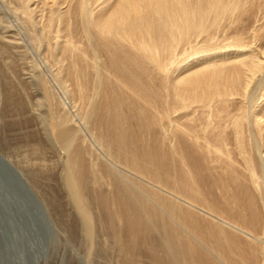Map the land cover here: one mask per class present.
I'll use <instances>...</instances> for the list:
<instances>
[{
    "label": "bare ground",
    "instance_id": "bare-ground-1",
    "mask_svg": "<svg viewBox=\"0 0 264 264\" xmlns=\"http://www.w3.org/2000/svg\"><path fill=\"white\" fill-rule=\"evenodd\" d=\"M18 1L33 25L32 1ZM68 1L61 11L47 4L41 29L55 40L47 57L66 62L57 78L64 72L83 121L132 176L90 164L67 116L42 88L86 235L95 232L94 204L118 264H264V94L258 101L250 95L253 84L264 89V0H106L96 10L90 0ZM219 32L233 48L229 54L216 51ZM187 56L194 63L184 64ZM206 184L218 198L205 193ZM163 190L236 224L248 239L219 223L203 225L195 209Z\"/></svg>",
    "mask_w": 264,
    "mask_h": 264
},
{
    "label": "rangeland",
    "instance_id": "rangeland-1",
    "mask_svg": "<svg viewBox=\"0 0 264 264\" xmlns=\"http://www.w3.org/2000/svg\"><path fill=\"white\" fill-rule=\"evenodd\" d=\"M31 1L32 6H34L32 7L34 8L32 13L33 25L26 23L17 10L19 7L18 0H0V154L19 171L49 222L50 241L45 256L39 260L38 264H118L119 254L116 244L100 228V221L98 220L103 219V215L94 204H92L91 209L95 216V232L91 239L85 233L84 223L65 184L66 152L55 144L48 127L47 108L44 103L42 88H47L57 113L67 116L69 124L71 123V127L77 132L79 141L83 143L90 164L103 163L118 175L132 176L125 167L115 163L100 146L96 139L97 130H94L93 125L83 121L80 115V101L76 96L66 92V89L71 88V83L66 80L64 72L60 76L61 79L57 78L60 64L65 66L66 62L57 64L55 60L47 57L48 44L53 45L55 43L52 38L53 35L47 37L41 29L48 15L47 4L54 1L53 9L61 11L70 8L72 3L68 0ZM105 1L90 0V8L96 10L100 6H105ZM41 15L43 16L41 17ZM221 34V32L218 33L219 50L216 51L229 54L233 48H227V41L224 38L226 35L222 36ZM75 35L74 40L80 41L81 35ZM16 42L18 43L16 44ZM58 56L56 55V57ZM220 59L222 57L215 60ZM194 60V58L188 57L183 63L191 65ZM262 78L263 74L261 73L256 77V81H260ZM259 85L260 83L258 85L253 84L251 87V98L256 99V101L264 94L263 87ZM191 112L193 111L191 110ZM177 141L178 139L172 140L171 144L176 145ZM166 142L168 141L164 142L165 145H170V141L168 144ZM231 146L230 143L228 147ZM137 181L144 182L143 184L147 187H152L144 179ZM202 188L205 193L210 191L214 198H218V189H210L207 184L202 185ZM161 192L165 195L166 191ZM167 195L172 198L171 200L175 198L174 195L166 192ZM175 200L177 199L175 198L173 201ZM175 202L190 208L191 211L195 209V212H192L203 225L219 223L218 225L221 227L224 226L225 232L230 234L233 232L232 235L240 237L241 240L249 237L245 236L244 231L241 232L236 224L229 223L226 219L208 212L205 208L197 205L193 207L190 202L185 200L179 199ZM243 234L245 238H243ZM140 264H148V261L142 260Z\"/></svg>",
    "mask_w": 264,
    "mask_h": 264
},
{
    "label": "water",
    "instance_id": "water-1",
    "mask_svg": "<svg viewBox=\"0 0 264 264\" xmlns=\"http://www.w3.org/2000/svg\"><path fill=\"white\" fill-rule=\"evenodd\" d=\"M51 229L19 171L0 154V264H38Z\"/></svg>",
    "mask_w": 264,
    "mask_h": 264
}]
</instances>
